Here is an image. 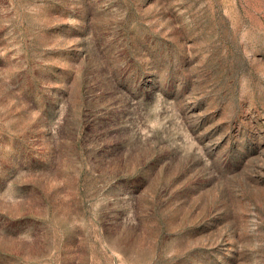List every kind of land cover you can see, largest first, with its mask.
I'll list each match as a JSON object with an SVG mask.
<instances>
[{"label": "rangeland", "instance_id": "374dc122", "mask_svg": "<svg viewBox=\"0 0 264 264\" xmlns=\"http://www.w3.org/2000/svg\"><path fill=\"white\" fill-rule=\"evenodd\" d=\"M0 264H264V0H0Z\"/></svg>", "mask_w": 264, "mask_h": 264}]
</instances>
